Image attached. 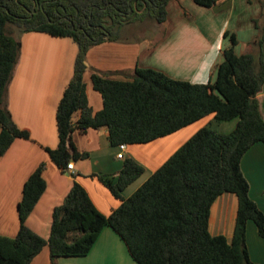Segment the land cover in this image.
Instances as JSON below:
<instances>
[{"label": "trees", "instance_id": "16d2710c", "mask_svg": "<svg viewBox=\"0 0 264 264\" xmlns=\"http://www.w3.org/2000/svg\"><path fill=\"white\" fill-rule=\"evenodd\" d=\"M172 0H0V156L17 139H29L6 107L8 87L21 53L14 36L31 32L72 38L79 51L74 76L57 111L59 146L47 149L62 171L88 153L77 151L73 134L106 127L113 146L148 144L213 115L220 122L238 119L230 134L202 128L180 147L130 197L124 192L145 168L126 158L116 180L93 175L120 201L109 216L98 211L80 183L74 182L64 203L55 208L49 239L27 226V219L47 189L40 165L24 185L19 204L20 229L15 238L0 236V264H31L48 247L52 264L59 258L86 257L102 231L111 228L138 264H253L247 247V227L253 222L264 240V213L249 196L250 185L241 162L247 151L264 143V118L259 94L264 85V0L256 21L259 36L252 52L237 55L235 34L223 51L214 82L194 84L161 71L137 68L131 80H113L94 72L92 84L104 107L89 105L86 58L94 46L118 42L122 31L136 23L168 19ZM221 0H194L211 9ZM182 7V6H181ZM183 15L191 19L182 8ZM190 17V18H189ZM254 48V49H253ZM80 113L75 124L73 117ZM238 198L232 242L214 236L209 225L216 200L226 194Z\"/></svg>", "mask_w": 264, "mask_h": 264}, {"label": "crops", "instance_id": "0c3cea01", "mask_svg": "<svg viewBox=\"0 0 264 264\" xmlns=\"http://www.w3.org/2000/svg\"><path fill=\"white\" fill-rule=\"evenodd\" d=\"M188 1L189 5L184 0L170 1L166 23L159 25L150 21L159 28L150 26L141 38L122 36L121 41L106 42L89 50L84 81L94 113L104 107L102 96L93 88L94 72L113 80L127 81L132 79L137 68H151L176 80L206 84L216 80L217 67L224 60L223 51L230 46L225 37L227 32L236 35L237 55L252 52L251 44L259 36L256 21L262 15L261 0H221L214 8H204L206 11L199 9L203 7L196 5L194 0ZM177 5L192 12L193 20L189 21L179 12L173 13L172 18L170 10ZM125 29L135 30L134 26ZM20 42V58L8 87L6 107L16 125L27 131L30 138L17 139L7 153L0 156V236H17L24 185L42 164H45L43 177L47 189L27 219V226L49 239L53 212L64 203L75 181L84 187L98 211L109 216L120 206V201L93 175L116 180L125 159L133 158L144 166L145 173L124 192V197L128 198L199 130L206 127L230 134L238 124V119L222 123L211 115L151 143L126 145L124 160L117 158L120 149L111 144L106 127L85 133L75 131L73 142L77 151L88 153L89 157L74 161V173L69 175L54 164L47 149L55 150L59 146L57 111L74 76L79 48L72 38L40 32L22 34ZM258 98L264 118V85ZM79 117L80 113L74 115L75 124ZM241 169L250 185V198L264 213V143H257L247 151ZM237 211L236 195L220 196L212 207L210 233L223 235L232 242ZM246 241L252 263L264 264V240L253 222L248 223ZM31 264H52L48 247ZM55 264L138 263L124 241L111 228H105L88 256L59 258Z\"/></svg>", "mask_w": 264, "mask_h": 264}, {"label": "rangeland", "instance_id": "374dc122", "mask_svg": "<svg viewBox=\"0 0 264 264\" xmlns=\"http://www.w3.org/2000/svg\"><path fill=\"white\" fill-rule=\"evenodd\" d=\"M172 1H174V0H172ZM185 2H186V4L187 5H189V1L188 0H184ZM174 3H176V2H174ZM192 3H193V1H192ZM192 5H194V4H192ZM175 8H173V10H170L171 11V14H172V18H174V15H173V13H177L178 14V12H179V14L180 15H182L183 17H185L186 19H188V17H186V16H184L183 14V9L182 8H184V7H181V6H174ZM172 8V7H171ZM185 9V8H184ZM199 9H201L202 11L204 10V11H206L204 8H199ZM186 10V9H185ZM190 11H191V9H189ZM188 11V10H187ZM188 13H189V15L191 16V19L189 20V21H192L193 20V17H192V15H191V13L192 12H189L188 11ZM194 14V13H193ZM195 15V14H194ZM190 18V17H189ZM147 22L149 23L150 21H146V22H143V23H136V25L134 26V29L135 30H128V29H124V31H122V36H126V37H128V38H131V37H134V38H141V36L142 35H144V34H146L147 33V31H148V29H149V27L150 26H154L156 29H158L159 27L158 26H156V24H150L149 23V25L147 24ZM155 23V22H154ZM15 32H14V36L16 37V38H19V40H20V36L21 35H19V33H18V31H17V29H15L14 30ZM140 40V39H139ZM202 120V119H201ZM201 120H199V121H201ZM198 121V122H199ZM222 123H224V122H222ZM209 126H211V125H209ZM204 128H206V127H204Z\"/></svg>", "mask_w": 264, "mask_h": 264}, {"label": "built area", "instance_id": "2783aa9c", "mask_svg": "<svg viewBox=\"0 0 264 264\" xmlns=\"http://www.w3.org/2000/svg\"><path fill=\"white\" fill-rule=\"evenodd\" d=\"M126 148H127V146L125 144L119 146L120 153L117 155L118 159H120V160H124L125 159ZM66 173H68L69 175L74 173V164H73V162L68 164L67 169H66Z\"/></svg>", "mask_w": 264, "mask_h": 264}]
</instances>
